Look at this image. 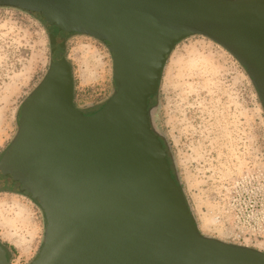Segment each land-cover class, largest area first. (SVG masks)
<instances>
[{"label":"water","instance_id":"95a60500","mask_svg":"<svg viewBox=\"0 0 264 264\" xmlns=\"http://www.w3.org/2000/svg\"><path fill=\"white\" fill-rule=\"evenodd\" d=\"M47 30L49 64L23 100L0 178L44 217L29 264H264V252L200 232L173 175L151 102L175 47L203 37L245 71L264 113V0H0ZM102 44L113 92L74 105L66 43ZM0 264H10L0 244Z\"/></svg>","mask_w":264,"mask_h":264},{"label":"rangeland","instance_id":"374dc122","mask_svg":"<svg viewBox=\"0 0 264 264\" xmlns=\"http://www.w3.org/2000/svg\"><path fill=\"white\" fill-rule=\"evenodd\" d=\"M65 48L74 104L95 111L113 92L111 56L80 35ZM49 59L45 27L26 12L0 7V157ZM151 107L200 232L264 252V113L243 68L210 40L187 38L172 52ZM43 236L40 208L0 181V243L9 263L29 264Z\"/></svg>","mask_w":264,"mask_h":264},{"label":"flooded vegetation","instance_id":"af4514ba","mask_svg":"<svg viewBox=\"0 0 264 264\" xmlns=\"http://www.w3.org/2000/svg\"><path fill=\"white\" fill-rule=\"evenodd\" d=\"M75 105V104H74ZM75 107H77L76 105H75ZM94 108L92 107V108H90V109H88V110H91V111H85V110H81V111H83L84 113H89V112H92V110H93ZM0 181H2L3 183H5L6 185H11L8 181H4L3 179H1L0 178ZM6 257H7V260H8V252L6 251ZM9 261V260H8Z\"/></svg>","mask_w":264,"mask_h":264},{"label":"trees","instance_id":"16d2710c","mask_svg":"<svg viewBox=\"0 0 264 264\" xmlns=\"http://www.w3.org/2000/svg\"><path fill=\"white\" fill-rule=\"evenodd\" d=\"M67 58V57H66ZM68 61V60H67ZM69 63V62H68ZM1 244V243H0ZM1 246L3 247V249L5 250V251H7L8 252V250L6 249V247L4 246V245H2L1 244Z\"/></svg>","mask_w":264,"mask_h":264}]
</instances>
